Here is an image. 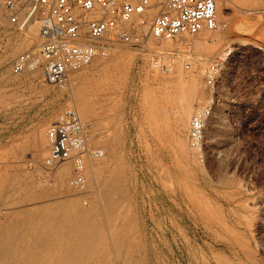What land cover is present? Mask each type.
Listing matches in <instances>:
<instances>
[{"label": "rangeland", "instance_id": "obj_1", "mask_svg": "<svg viewBox=\"0 0 264 264\" xmlns=\"http://www.w3.org/2000/svg\"><path fill=\"white\" fill-rule=\"evenodd\" d=\"M0 1L3 2V0ZM141 1L136 0V11L139 9L140 12L145 8L141 5ZM149 1L153 4L159 0ZM219 1L217 0L218 6ZM224 2V5L229 6L226 8V19L218 14L217 10L218 23L215 29L204 30L195 35H185L178 40L160 41L151 36L153 23L149 30L145 33L143 31L142 34L136 17L139 15L138 11L134 19L126 25L141 35L142 44L140 42L130 44L110 39L82 40L83 43L81 41L78 53H74L73 62H68L66 55L70 78V85L67 89L58 88L47 82L40 61L35 62L28 71L15 73L11 69L12 62L18 54L29 49L37 48L38 50L41 41L38 38L36 25H31L24 31H14L5 17L0 19V214L1 216L6 215V217L0 216V226L1 222L4 224L5 221L7 222L6 226L2 224L0 227L3 232L1 235L4 234V236L0 235V248L3 241L6 245L4 244L2 248L13 252L15 256L20 253L28 257L30 250H34L31 247L34 244L31 238L29 239V235L36 236L35 230L39 229L36 226L32 228V224L39 226L38 222L48 219L53 212L54 216H61L64 211L70 209V206L75 207L82 200L83 202L78 204L82 210L83 207L88 209L89 205L91 211L97 210L98 220L92 218L94 221L96 219L94 223L97 224L91 223L90 229H100L101 234L102 228L105 227L106 231L104 230L105 233L102 234H105V243L111 242V237H109L111 232L109 233L107 229L110 223L114 219L120 220L119 217L123 213L125 215L123 211L126 210L131 218L128 219L133 221L128 223V229H132L129 232L130 238L136 236L137 241L140 237L137 243L142 244L145 241L146 244L156 249V258L162 261V264L165 262L166 264L168 262L169 264H264V0H226ZM248 7L251 8L250 11L247 10ZM0 10L1 13H9L7 10L3 11L1 7ZM9 58L11 59L7 60ZM193 66L198 67L201 72V80H197L196 89L192 88L191 82ZM12 72L16 75H11ZM197 87L201 90L200 88L197 90ZM193 90L198 91L195 98L194 93L196 92L193 93ZM191 99H193V109H195H192V114L202 108L211 109L206 125L203 156L197 158L189 150L192 119L188 120L189 123L187 121V123H178V120L182 121L180 118L185 109L184 105L186 104L185 107H187ZM88 100L91 102L88 103ZM195 101L198 102L197 105ZM182 103L183 107L179 105ZM81 107L84 109L87 107L85 109L88 112L87 115ZM70 109H78L80 119L84 113L83 118L84 116L85 118L81 121L86 131L88 128L91 130V132L84 130L90 137V147L92 143L94 146L95 143L96 145L100 143L99 146L92 147L104 150L103 157H93L96 160L92 157L86 159L84 168L86 171L87 168L90 169H88L90 176L88 174L89 177L86 176L84 170V182L87 183L89 178L91 182V186H87V189L84 187L87 185L85 183L80 185L82 187L79 185H74V187L70 183V180L78 175L73 161L70 162L71 172L63 186L65 188L59 187L54 176L56 170L52 168L56 161H49L50 145L48 135H46L47 130L58 117ZM95 110L99 111L95 113ZM93 113H95L94 118H92ZM96 114H99L98 117ZM192 114L190 118L194 115ZM88 115L90 118L86 119ZM101 124L102 126L105 124L106 127H98ZM180 124L186 128V131H182L185 129H181V126H178ZM116 126L119 127L118 131L113 128ZM176 128L182 131V136ZM95 129L100 135L94 133ZM107 132L109 133L106 136ZM184 132L187 133L184 135ZM179 135L183 138L181 139ZM94 137L99 142L93 141ZM108 139H110L109 142ZM118 139L119 144L116 142ZM115 143L119 146L116 151L114 150ZM183 145L186 146L184 150ZM5 152H11V154L6 156ZM109 152H111L110 155ZM117 154L121 156L120 159ZM105 155L109 157L106 158ZM124 157L127 158V162L117 160V158L121 160ZM92 160H94L93 165L99 162L101 171L103 169L106 173L102 172L101 175L107 178L117 171L112 169L111 174L110 168L114 166L120 169V163H124L123 169L119 171L125 170L123 173H127L128 176L126 174L121 178V174V176L117 175L120 172H116L114 176L123 179L124 183H120L122 187L123 185L127 187H123L126 189H123L125 192L117 183L119 182L118 177V179L115 178L117 184L113 183L112 187V183L110 185V182H107L109 185L106 188L104 187L105 178H101L103 181L101 180L100 183L103 184L104 189L99 188L97 185L102 184L99 180L98 182L93 181L92 168L88 167ZM117 162L119 168L115 164ZM103 163L111 165L107 164L108 166L105 167L101 165ZM6 176L8 179H5ZM126 177L130 179L127 183L129 186L125 183L127 182ZM1 178L7 182L5 183ZM111 182H114V178ZM1 184L5 186L4 190ZM114 187L117 191L121 188V192H127L128 195L122 194L124 195L122 196L121 193H117L115 197L114 194L107 196L106 191ZM90 192L95 194H89ZM103 194L106 196L104 197ZM129 194L132 195L131 198L128 197ZM83 195L87 197L82 198ZM90 197L94 199L89 200ZM101 197L107 200L105 210L110 211L102 212L104 209L102 205L106 200L103 202ZM124 197L131 200H125L128 203L131 202L128 204L130 205L128 209H125L128 205L123 203ZM65 198H68V201ZM116 198H120L119 200L124 205L117 202ZM96 200L99 201L95 202ZM113 200L116 206L115 204L109 205L114 202ZM94 203L100 207L96 205L97 209H95ZM117 203L121 208L118 209ZM38 205H40L38 209H41L42 205L44 207L39 211ZM60 205L64 208L60 207L56 211L54 207L59 208ZM7 210L8 214L5 212ZM42 210H47V216L44 211L42 215ZM35 211L37 213L33 214ZM87 211L91 212L90 209ZM111 212L122 215L119 214L117 218V214L112 213L116 217L113 218L114 216H110ZM104 213H109L112 219L109 216L106 217ZM29 214L34 216L30 218ZM132 214H136L137 217H135L139 219L133 218ZM125 216L128 217L127 214ZM9 217L17 224L10 223L12 221ZM108 217L112 221H108ZM107 218L110 225L105 223ZM124 219L126 218L122 217L120 221ZM24 220L27 223L32 221V223L30 225L26 223V225ZM10 225L13 226L12 228L15 227L14 225L17 227L21 225L23 228L27 226L25 228L27 232L30 227L32 234H27L23 229L25 234L22 227L20 230V226L19 231L18 228L9 231ZM131 226L132 228H129ZM135 229L136 232H134ZM13 230L16 233H13ZM141 232H146L143 234H147V237L143 238ZM8 233L16 239H11ZM39 233L41 234V231ZM18 234H21L20 237L25 235L20 239ZM106 234L108 238L105 237ZM7 235L9 237H5ZM25 236L27 237L24 241L29 240L30 243H22ZM5 238H8L7 243ZM148 240L152 242V245ZM17 242L23 245L20 247L17 244L16 246ZM26 243L28 246L31 244L29 248ZM49 243L48 246L51 244L49 247L51 249L54 244ZM12 244L17 247L13 251L9 247ZM22 250L30 252L26 251L23 254ZM52 251L54 255V249L49 251V254L51 255Z\"/></svg>", "mask_w": 264, "mask_h": 264}, {"label": "built area", "instance_id": "obj_2", "mask_svg": "<svg viewBox=\"0 0 264 264\" xmlns=\"http://www.w3.org/2000/svg\"><path fill=\"white\" fill-rule=\"evenodd\" d=\"M136 0H3L1 8L10 28L24 31L36 25L39 49H29L18 54L12 67L23 72L40 61L47 82L67 89L70 78L66 64L68 52L78 53L82 40L123 41L138 43L137 32L128 28L136 13ZM145 7L152 6L142 0ZM151 36L160 40H178L185 35H195L202 30L217 27V0H165L156 3ZM210 108L195 112L191 120L189 150L202 157L205 145L206 125ZM49 161L71 160L76 164L78 175L70 180L73 185L84 183V167L87 158L101 157L103 151L90 148V137L85 133L80 116L75 109L62 114L47 130Z\"/></svg>", "mask_w": 264, "mask_h": 264}, {"label": "bare ground", "instance_id": "obj_3", "mask_svg": "<svg viewBox=\"0 0 264 264\" xmlns=\"http://www.w3.org/2000/svg\"><path fill=\"white\" fill-rule=\"evenodd\" d=\"M162 1H165V0H162ZM224 1H226V0H220L219 1V6H218V2H217V10H218V14H220L224 19H226L225 18V15H226V8H227V6L226 5H224ZM2 1H0V3H1ZM136 2V1H135ZM157 2H160V0L159 1H157ZM157 2H154V4L152 5V6H150V7H145L144 9H141L140 10V12L138 11V13H139V15H138V13L136 14V15H138V16H136L137 17V21H138V25H139V30H140V32L143 34V31H144V33L145 32H147L148 30H149V28H150V26L152 25V23H153V21H154V18H155V16H156V14L158 13V5L157 4H155V3H157ZM2 4V3H1ZM136 4V3H135ZM227 4V3H226ZM142 6H143V4H141ZM137 6V5H136ZM142 6H140V7H142ZM139 7V6H138ZM229 7V6H228ZM143 8V7H142ZM247 10L248 11H250L251 10V8L250 7H248L247 8ZM136 11V12H137ZM5 14V13H4ZM4 14L3 13H1V10H0V19H3L4 18ZM217 14V15H218ZM135 17V16H134ZM221 17V18H222ZM222 18V19H223ZM134 19V18H133ZM136 21V22H137ZM126 26H128V25H126ZM202 31H204V30H202ZM201 31V32H202ZM199 34V33H198ZM140 35V34H139ZM140 37H141V35H140ZM142 39V38H141ZM158 40V39H157ZM142 41V40H141ZM141 41H139L140 43H141ZM120 42H123V41H120ZM82 43H83V41H82ZM81 43V44H82ZM131 44V43H130ZM142 44V43H141ZM19 47H17V49H18ZM19 49H21V48H19ZM35 49V48H34ZM37 49V48H36ZM15 50V49H14ZM16 51V50H15ZM15 51H13V53L15 52ZM18 52V51H17ZM12 52H11V54H13ZM16 53V52H15ZM14 55V54H13ZM12 55V56H13ZM67 56H68V62H73V60L75 59V57H73L74 56V53H72V52H68V54H67ZM9 57V56H8ZM7 58V57H6ZM4 59V58H3ZM11 58H9V59H7V60H10ZM6 61V60H5ZM4 61V62H5ZM6 64V63H5ZM4 64V65H5ZM9 65V64H8ZM11 65V64H10ZM12 66V65H11ZM33 66V65H32ZM6 67V66H5ZM41 68H42V66H40ZM39 67V68H40ZM7 68H8V66H7ZM11 69H13V67L11 68ZM29 69V68H28ZM28 69H27V71H28ZM36 69H37V67H36ZM42 70V69H41ZM26 71V72H27ZM192 71V73H191V76H192V80H191V82H192V88H195L196 86H197V80L198 79H200L201 80V72H200V70L198 69V67L197 68H194V66H193V69L191 70ZM35 72V71H34ZM38 72H40V71H38ZM45 72V71H44ZM16 73V72H15ZM18 73V72H17ZM77 73V72H76ZM11 75H16V74H13V72H12V74ZM34 75H35V73H34ZM41 75V74H40ZM16 77V76H15ZM73 78V77H72ZM6 79H8V78H6ZM72 80V79H71ZM79 80V79H78ZM73 81V80H72ZM77 81V80H76ZM80 81V80H79ZM78 83V82H77ZM201 84V83H200ZM200 84H199V86H200ZM81 86V85H80ZM201 87V86H200ZM199 87V88H200ZM113 88V87H112ZM199 88L197 87V90H199ZM202 88V87H201ZM201 88H200V90H201ZM196 89V88H195ZM194 89V90H195ZM102 90V89H101ZM105 90H109V89H105ZM193 90V93L194 92H196V91H194ZM100 93H101V91H99ZM198 92V91H197ZM194 93V98H195V94H198V93ZM200 92V91H199ZM202 92V91H201ZM97 92L95 91V94H96ZM94 94V93H93ZM92 94V95H93ZM99 94V93H98ZM203 94H205L206 95V93H204L203 92ZM96 96H98L97 94H96ZM193 96V94L191 95V97ZM196 96H198V95H196ZM201 97H203V95H200ZM102 97H103V95H102ZM108 97V96H107ZM111 97V96H110ZM182 97V96H181ZM190 97V98H191ZM205 97V96H204ZM203 97V98H204ZM92 98V97H91ZM94 99L95 98H97V97H93ZM106 98V97H105ZM97 99H99V98H97ZM85 100V99H84ZM182 100V99H181ZM180 100V101H181ZM200 101V100H199ZM89 102H91V101H89L88 100V103ZM189 102V101H188ZM196 102V101H195ZM80 103H81V101H80ZM79 103V104H80ZM87 103V102H86ZM119 103V102H118ZM193 99H191V102H189L188 103V105H187V107H185L186 106V104L184 105V112L182 113V116H181V118H180V116H179V118H180V120H182V121H179L178 120V123L180 122V123H183V122H188V120H190V119H192V118H190L191 117V114H192V109H193ZM197 103L198 102H196V105H197ZM79 104H78V106H79ZM95 104V103H94ZM93 104V106H95ZM120 104V103H119ZM83 105V104H82ZM85 105V104H84ZM88 105V104H87ZM98 105V104H97ZM179 105H182V107H183V103L182 104H179ZM81 106V105H80ZM100 107V106H99ZM178 107V106H177ZM195 107V106H194ZM82 108V107H81ZM80 108V109H81ZM97 108V107H96ZM181 108V107H180ZM62 109V108H61ZM84 108H82V110H83ZM85 109H87V107L85 108ZM84 109V110H85ZM177 109V108H176ZM175 109V110H176ZM197 109V108H196ZM62 110H64V109H62ZM88 110H89V106H88ZM87 110V111H88ZM97 110V109H96ZM95 110V113L96 112H98V111H96ZM120 110H121V107H120ZM120 110H117V112L118 111H120ZM178 110V109H177ZM182 110V109H181ZM193 110H195V109H193ZM200 110V109H199ZM77 111H78V109H77ZM81 111V110H80ZM92 111V110H91ZM90 111V112H91ZM122 111V110H121ZM120 111V112H121ZM198 110H196V112H197ZM85 112H86V110H85ZM89 112V114H91ZM116 112V113H117ZM179 112V111H178ZM194 112V111H193ZM81 113V112H80ZM87 113L88 112H86L85 114L87 115ZM95 113H93L92 114V118H94L93 116H95L94 114ZM176 113V112H175ZM83 114L84 113H82V115H81V120H83L84 118H85V116H84V118H83ZM193 114H195V112L193 113ZM192 114V115H193ZM60 115V114H59ZM97 115V114H96ZM99 115V114H98ZM98 115H97V117H98ZM56 116V115H55ZM178 116V115H177ZM193 117V116H192ZM83 118V119H82ZM87 118H90V116L88 115L87 117H86V119ZM178 118V119H179ZM57 119H59V117L57 118ZM57 119H56V121H57ZM94 120V119H93ZM92 120V121H93ZM98 120L99 121H101L99 118H98ZM53 121V120H52ZM176 121V120H175ZM83 122V121H82ZM87 122V121H86ZM85 122V123H86ZM186 122V123H187ZM92 123V124H91ZM186 123H184L185 125V127H187V125H186ZM189 123V122H188ZM191 123V122H190ZM87 124V123H86ZM85 124V125H86ZM90 124L91 125H94V123L93 122H90ZM96 124H98V123H96ZM108 124V123H107ZM105 127H106V125L105 124H103ZM87 126V125H86ZM104 126H102V124L101 125H99L98 127H104ZM176 126V125H175ZM178 126H181V129H185V130H182V131H186V128L185 127H183V125H178ZM49 127V126H48ZM95 127H96V125H95ZM174 127V126H173ZM177 127V126H176ZM87 128V127H86ZM114 129L116 128V130L119 128H117V126L116 127H113ZM175 128V127H174ZM180 128V127H179ZM179 128H176V129H178L177 130V132H179V133H181V136H182V131L179 129ZM90 129H92V128H90ZM98 129V128H97ZM100 130H101V128H99ZM103 129V128H102ZM108 129V128H107ZM187 129H189V128H187ZM85 130V129H84ZM89 130V128L87 129V131ZM105 130H106V128H105ZM119 130V129H118ZM117 130V131H118ZM86 131V130H85ZM86 131V132H87ZM90 132H91V130H89ZM93 131V130H92ZM94 131H96V132H94ZM93 132L94 133H97V130L95 129ZM176 131V130H175ZM189 132H190V130H188ZM187 131V132H188ZM89 132V133H90ZM105 132V131H104ZM109 132H110V130H109ZM109 132H107L106 133V136H107V134L109 133ZM170 132V131H169ZM177 132H176V134H177ZM187 132H184L183 134L185 135V133H187ZM94 133H92L93 135H95ZM115 133V132H114ZM117 133H119V132H117ZM98 134V133H97ZM116 134V133H115ZM170 134H172L171 132H170ZM47 135V134H46ZM45 135V136H46ZM88 135V134H87ZM90 135H91V133H90ZM98 135H100V134H98ZM110 135H111V133H110ZM164 135V134H163ZM162 135V136H163ZM173 135V134H172ZM178 135V134H177ZM96 136V135H95ZM111 136H114V135H111ZM166 136V135H165ZM170 136V135H169ZM180 136V135H179ZM180 136V137H181ZM93 137V136H92ZM110 136H108V138H109ZM168 137V136H167ZM185 137V136H184ZM47 138H48V136H47ZM113 138V137H112ZM164 138V137H163ZM170 138H171V136H170ZM183 137H181V139H182ZM187 138V137H186ZM103 139V138H102ZM106 139V138H105ZM122 139V138H121ZM96 139H95V137H94V140L93 141H95ZM100 140V139H99ZM109 140L110 139H108V142H109ZM171 140V139H170ZM174 140H176L175 139V137H174ZM91 141H92V138H91ZM92 141V142H93ZM98 140H96V142H97ZM106 141H107V139H106ZM113 141V140H112ZM116 141V140H115ZM115 141H113V142H115ZM181 141H185V140H181ZM99 142V141H98ZM100 142H102V140L100 141ZM117 142V144H119V139H118V141H116ZM179 143H181V142H179ZM184 144H185V142H183ZM90 144V143H89ZM100 144V143H99ZM99 144L97 143V145L99 146ZM103 144V143H102ZM113 144V143H112ZM111 144V145H112ZM116 144V143H115ZM115 145V151H116V148H117V146L118 145ZM97 145H96V143H95V146L93 145V143H92V146H94V147H97ZM179 145V144H178ZM181 145H182V143H181ZM180 145V146H181ZM187 145V144H186ZM90 147L89 149L91 150V148H94V147ZM110 146V145H109ZM188 146V145H187ZM112 147V146H111ZM119 147V146H118ZM121 147V146H120ZM186 146L185 145H183V150H184V148H185ZM114 148V147H113ZM188 148V147H187ZM109 149H110V147H109ZM119 150L118 151H120V148H118ZM123 149V148H122ZM186 149V148H185ZM104 151V150H103ZM108 151H110V150H108ZM107 151V152H108ZM9 152V151H8ZM6 153L5 152V154H6V156L8 155V154H11V152L10 153ZM187 152V151H186ZM13 153V152H12ZM110 153L111 152H109V155H110ZM113 153H115L114 151H113ZM121 153H123V152H121ZM105 154V153H104ZM108 154V153H107ZM106 154V155H107ZM118 154H120V153H118ZM118 154H117V156H118ZM124 154V153H123ZM189 154V153H188ZM106 155H105V157H106ZM121 155V154H120ZM118 156V158L119 157H121V156ZM125 156H126V154H124ZM123 155V156H124ZM85 156H87V154H85ZM114 156H116V154H114ZM101 157H103V156H101ZM109 157V156H108ZM108 157H106V158H108ZM112 157V156H111ZM128 157V156H127ZM198 156H196L195 158H197ZM93 158V157H92ZM106 158H105V160H106ZM117 158V160L118 161H120V162H123V161H125V162H127L126 161V159H125V157L122 159L121 158V160H119ZM86 159H89V158H87L86 157ZM94 159V158H93ZM104 159V158H103ZM112 159V158H111ZM110 159V160H111ZM114 159V158H113ZM125 159V160H124ZM18 160V159H17ZM94 160H96V159H94ZM94 160H92V161H90V164H88L89 166L88 167H90V168H92V178L94 179L93 181H97L98 182V180H99V183L100 182H102L103 180L101 179V178H105L104 179V181H105V183H104V187L106 188V187H108V183L110 182V185H111V183H112V187H113V183H116L117 181H116V179L115 178H117L118 176H121V178L122 177H125V175L127 174V173H123L125 170H123V171H119V170H121V168L122 167H124L123 165H124V163H120V169H116V168H114V166L112 167V168H110L111 170H110V172L111 171H113L112 169H114V171L115 170H117L116 172H120L119 174H117L118 176L117 177H115L114 176V174L116 173V172H114V174H112L113 172H111V174L113 175H111L112 176V178H111V176L109 177V178H111L112 180H113V178H114V182H111L112 180L110 179L109 180V178H107V177H105V175L103 176V175H101V173L103 172V169H102V171H101V168H100V166H99V162H97V163H95V165H93L94 163H93V161ZM98 160H99V158H98ZM123 160V161H122ZM107 161H108V159H107ZM106 161V162H107ZM69 162V163H68ZM70 162H72L71 160H67V159H60V160H57L55 163H54V166L52 167L53 168V170H56V174L54 175L56 178V184L59 186V187H63L64 186V184H65V182H66V179H67V176L70 174V172H71V166L72 165H70ZM105 162V161H104ZM112 162V161H111ZM114 162V161H113ZM22 163V162H21ZM102 163V162H101ZM108 164V163H107ZM106 163H103V164H101L102 166L103 165H105V167H106V165H107ZM110 164V163H109ZM108 164V165H109ZM116 164V166H118V168H119V163L117 162V163H115ZM114 164V165H115ZM19 165V164H18ZM50 165V164H49ZM76 165V164H75ZM74 165V166H75ZM107 165V166H108ZM111 165V164H110ZM125 165H127V164H125ZM52 166V165H51ZM101 166V167H102ZM88 169L89 168H87V171H86V176H88L89 174H90V172L88 171ZM104 169H107V168H104ZM109 169V168H108ZM123 169V168H122ZM90 170V169H89ZM106 171V170H105ZM52 172V171H51ZM88 172H89V174H88ZM128 172V171H127ZM131 172V171H130ZM47 173V172H46ZM104 174H106L105 172H103ZM123 173V174H122ZM18 174V173H17ZM88 174V175H87ZM108 174V173H107ZM121 174V175H120ZM131 174V173H130ZM53 175V174H52ZM124 175V176H123ZM5 176V175H4ZM8 176V175H7ZM5 177V179L7 178L8 179V177ZM85 176V175H84ZM90 176V175H89ZM88 176V177H89ZM102 176V177H101ZM126 176H128V174L126 175ZM2 177V176H1ZM17 177V176H16ZM99 177H100V179H99ZM4 178V177H3ZM25 178V177H24ZM54 178V177H53ZM106 178L108 179V180H106ZM119 178V177H118ZM117 178V179H118ZM11 179H13V178H11ZM18 179H19V177H18ZM85 179V178H84ZM1 180H3L2 178H1ZM20 180V179H19ZM87 180V179H86ZM89 180H90V178H89ZM89 180H87L88 182L87 183H85V184H87L86 186H84V187H86V189L88 188L87 186H91V182H89ZM102 180V181H101ZM121 180V181H120ZM123 179H120L119 178V182H117V183H119V185H120V187L122 188V190L124 189V190H126L125 188H127L125 185H123V187L125 186V188H123L122 187V185H121V183L120 182H123L122 181ZM126 180H127V182L125 181V183H126V185H128L129 186V184H127L128 183V181L130 180V179H128L127 177H126ZM4 181V180H3ZM6 181V180H5ZM4 181V182H5ZM17 181V180H16ZM116 181V182H115ZM7 182V181H6ZM5 182V183H6ZM19 182V181H18ZM21 182V181H20ZM108 182V183H107ZM1 183V182H0ZM25 183V182H24ZM88 183H90L89 185H88ZM116 183V184H117ZM124 183V182H123ZM18 184V183H17ZM100 184H102V183H100ZM106 184V185H105ZM2 185V188L3 187H5V186H3V184H1ZM20 185V184H19ZM25 185H27V183L25 184ZM32 185V184H31ZM83 185V184H82ZM115 185V184H114ZM118 185V186H119ZM132 185V184H131ZM74 186V185H73ZM76 186V185H75ZM74 186V187H75ZM80 186V185H79ZM93 186H96V185H93ZM99 188L101 187V189H104L102 186H103V184L102 185H97ZM12 187V186H11ZM10 187V188H11ZM54 187H55V185H54ZM80 187H82V186H80ZM79 187V188H80ZM119 187V188H120ZM131 187H133V186H131ZM20 188V187H19ZM63 188H65V187H63ZM99 188H97V189H99ZM118 188V189H119ZM121 188H120V191L118 190L117 191V189H116V187H114V189H110V191H106V189L104 190V191H106L107 193V196H111V195H113L114 194V197H115V194H117V193H121V195L122 194H127L128 195V193L126 192V193H122L121 192ZM7 189H8V187H7ZM29 189V188H28ZM31 189V188H30ZM85 189V190H86ZM93 189V188H92ZM128 189H129V187H128ZM127 189V191L129 192V190ZM3 190H4V188H3ZM32 190V189H31ZM80 190V189H79ZM82 190H84L83 188H82ZM132 190V189H131ZM130 190V191H131ZM8 191V190H7ZM89 191V190H88ZM99 191V190H98ZM103 191V190H102ZM26 192H27V190H26ZM78 192H80V191H78ZM81 192H83V191H81ZM80 192V193H81ZM132 192V191H131ZM32 193V192H31ZM76 193H77V191H76ZM92 192H90L89 194H91ZM97 193V192H96ZM102 193H104V192H102ZM93 194V193H92ZM95 194V193H94ZM93 194V195H94ZM132 195H133V193H131ZM131 194H129V196L128 197H130L131 198ZM8 195V194H7ZM28 195V194H27ZM30 195V194H29ZM33 195H35L34 193H33ZM88 195V194H87ZM98 195V194H97ZM96 195V196H97ZM120 195V194H119ZM124 195H122V196H124ZM84 196V195H83ZM89 196V195H88ZM94 196L95 197V199H97V197H98V199H99V196ZM103 196L105 197L106 195L105 194H103ZM28 197V196H27ZM34 197V196H33ZM32 197V198H33ZM87 196H84V197H82V198H86ZM93 197V196H92ZM92 197H90V198H88L89 200H91V198ZM24 198H26V197H24ZM30 198V197H29ZM28 198V199H29ZM107 198H110V197H107ZM125 198H127V197H124V199H123V203H126L125 205H128V204H130V203H128V202H126L125 200H128L129 198H127V199H125ZM58 199V198H57ZM66 199V198H65ZM76 199V198H75ZM92 199H94V198H92ZM111 199H112V197H111ZM111 199H110V201H111ZM117 199V198H116ZM120 198H118L116 201L117 202H120L121 203V200H122V197H121V200H119ZM31 200V199H30ZM67 201H68V198L66 199ZM101 200L103 201H105L106 199H103L102 197H101ZM100 200V201H101ZM115 200V199H114ZM113 200V201H114ZM119 200V201H118ZM130 200V199H129ZM128 200V201H129ZM135 200V199H134ZM60 201V200H59ZM67 201H66V203H67ZM82 200H80L79 202L80 203H77L76 205H75V207L74 206H70V209H68L67 211H64L63 212V214H61V216H59V215H55L54 216V212L52 213V211H50V213H52L53 215H48V216H50L48 219H42V218H39V219H42V220H40V222H38L39 223V226H37V225H34V224H32L33 226H32V228L34 227V226H36L37 228L39 227V229H37V230H35V234H37L36 236H34V234L33 235H29V239L31 238V241H32V243L34 244L33 246H31L34 250V254H33V251L32 250H30L28 253L30 254V255H28L27 254V256L28 257H25L26 256V254H25V256L23 255L22 256V254H20L19 253V255H18V253H17V255L18 256H15V255H13L11 252H9L7 249H4V248H2V247H4L5 245L3 244V241L1 242V244H2V247L0 248V264H162L159 260H157L158 258H156V249H154L152 246H150V245H148V244H146V242L145 241H141L140 240V242H142V244H139V243H137V241L139 240V238L140 237H138V240L136 241L135 240V237L136 236H134L132 239L130 238V236H129V232H130V230H132V229H128V223H130L129 221H131V220H129V219H131V218H129L130 217V215H128V212L125 210V211H123V212H125V215L127 214V216L128 217H126L125 215H124V213L121 211V210H117V211H121L122 213H123V215L121 214V213H119V214H121L120 216L121 217H119L120 218V220L122 219V217L123 218H126V219H124V221H120V220H117V219H114V221H112L111 219V217L110 216H114L115 214H117V213H115V212H111V215L109 216L107 213H104V215L106 214V217L107 216H109L108 218H109V220H108V218L106 219V222L105 223H109V222H107V220L108 221H112L110 224H108V225H110V227H108L107 229H109V233L111 232V234H109L108 232V234H109V237H111L110 239H111V242H109V241H107L106 243H105V238H104V235H102L103 233H105L104 232V230H105V227H104V229L102 228V230L103 231H101V234H100V229H98V230H94L92 227V229L94 230H92V229H90V224L91 223H94V222H96V219L98 218V215L96 214V212H97V210H95V209H97V207H95L96 205H98V204H100V202L98 203V204H95L94 203V206L93 207H95V209L93 208V210H95V211H91L92 209L90 208V205H89V207H87L88 209H90V211L91 212H89V211H87L88 209H86L85 207H83L84 209H86V210H82L80 207H79V205L78 204H81L82 202H81ZM94 201V200H93ZM99 200H96L95 202H98ZM101 201V202H102ZM103 201V202H104ZM125 201V202H124ZM131 201V200H130ZM57 202V201H56ZM70 203L71 202H73V201H69ZM107 200L103 203L104 205H102L103 206V210H102V208H100L101 210H102V212L105 210V205H107ZM112 202V201H111ZM135 202V201H134ZM64 203H65V201H64ZM75 203V202H74ZM108 203H109V201H108ZM116 202L114 201L113 203H109V205H113V204H115ZM123 203H121V205L123 204ZM52 204V203H51ZM84 204V203H83ZM118 204V203H117ZM135 204V203H134ZM137 204V203H136ZM35 205V204H34ZM108 205V206H109ZM124 205V204H123ZM67 206H69L68 204H67ZM66 205H65V207H67ZM81 206H83V205H81ZM99 206V205H98ZM114 206H116V204L114 205ZM120 206V204H118V209L119 208H121V206ZM132 206V205H131ZM136 206V205H135ZM29 207V206H28ZM35 207V206H34ZM34 207H33V209H34ZM42 207H44L43 205L41 206V209H42ZM60 207H63L64 208V206H62V205H60L59 206V208L57 207H54L55 209H56V211L58 210V209H60ZM79 207V208H78ZM100 207V206H99ZM124 207V206H123ZM38 208H40V205H38V207H37V209ZM50 208V207H49ZM69 208V207H68ZM125 208V207H124ZM128 208H130V205H128V207L126 206V208L125 209H128ZM25 209H27V208H25ZM25 209H23V210H25ZM31 209V208H30ZM32 209V210H33ZM41 209H38L39 211L41 210ZM45 209H47V208H45ZM44 209V210H45ZM115 209H117L116 207H115ZM114 209V210H115ZM136 209V208H135ZM28 210V209H27ZM26 210V211H27ZM35 210V209H34ZM44 210H42L41 211V213L44 211ZM101 210H98V211H101ZM109 210V209H108ZM108 210L106 209L104 212H108ZM17 211V210H16ZM25 211V212H26ZM47 211V210H46ZM46 211H44V213L46 214ZM49 211V210H48ZM110 211V210H109ZM129 211V210H128ZM6 212V214H8V210L7 211H5ZM19 212V211H18ZM17 212V213H18ZM30 212H32L31 210H30ZM95 212V213H94ZM101 212V213H102ZM130 212V211H129ZM15 213V212H14ZM28 213V212H27ZM26 213V214H27ZM35 213H37L36 211L35 212H33V214H35ZM55 213H57V212H55ZM58 213H59V211H58ZM94 213V214H93ZM100 213V212H99ZM112 213H115V214H112ZM131 213H132V210H131ZM16 214V213H15ZM19 214V213H18ZM17 214V215H18ZM32 214V215H33ZM119 214H117L116 215V217L118 218V216H119ZM3 215V214H2ZM21 215V214H20ZM28 215V214H27ZM30 215V214H29ZM32 215H30V218H31V216ZM41 215V214H40ZM40 215H38V216H40ZM42 215H43V213H42ZM94 215V216H93ZM133 215V214H132ZM0 216H1V214H0ZM4 216V215H3ZM3 216H1V217H3ZM34 216V215H33ZM32 216V217H33ZM36 217H37V215H35ZM46 216H47V214H46ZM97 216V217H96ZM134 217L133 218H136L137 216H136V214H134L133 215ZM136 216V217H135ZM4 217H6V215L4 216ZM23 217V216H22ZM22 217H21V219H22ZM96 218L95 219V221L92 219V218ZM105 217V218H106ZM115 216L113 217V218H116ZM13 218V217H12ZM17 218H19V216L17 217ZM28 217H26V219H27ZM35 218V217H34ZM33 218V221L35 220ZM44 218H45V215H44ZM129 218V219H128ZM1 219V218H0ZM14 219V218H13ZM20 219V220H21ZM29 219V218H28ZM37 219V218H36ZM136 219H139V218H136ZM135 219V220H136ZM9 220H11L10 219V217H9ZM32 220V219H31ZM98 220V219H97ZM116 220V221H115ZM3 221H4V219H3ZM7 221H8V219H7ZM12 221V220H11ZM14 221V220H13ZM10 222V223H13V224H17V222L15 223V222ZM93 221V222H92ZM99 221H100V219H99ZM98 221V222H99ZM119 221V222H118ZM9 222V221H8ZM21 222V221H20ZM24 222V224H26L27 222H25V220L23 221ZM104 222V221H103ZM131 222H133V221H131ZM137 222H139L138 220H137ZM136 221H135V223H137ZM9 223V224H10ZM31 223H32V221H31ZM31 223H27L28 225H30ZM35 223V222H34ZM99 223H101V225H103L102 224V222H99ZM98 223V224H99ZM134 223V224H135ZM144 222H142V224H143ZM2 224H4V223H2L1 222V226H2ZM5 224H7V222L5 221ZM4 224V225H5ZM26 224V225H27ZM36 224V223H35ZM95 224V223H94ZM97 224V223H96ZM95 224V225H96ZM94 225V226H95ZM100 225V224H99ZM136 225V224H135ZM144 225V224H143ZM0 226V227H1ZM6 226V225H5ZM5 226H3L4 228H6ZM8 226V225H7ZM15 227L14 228H18L19 226V228H20V230H21V225H18V227H17V225H14ZM24 226V225H23ZM138 226H140L139 225V223H138ZM10 227V230L9 231H11L12 229H14V228H12L11 227V225L9 226ZM25 227V226H24ZM27 227V226H26ZM25 227V228H26ZM107 227V226H106ZM141 227H142V225H141ZM19 228H18V231H19ZM25 228H23L22 227V231H23V229H25ZM29 229H28V232H27V230H26V233L28 234H30L31 233V230H30V227H28ZM129 228H132V226L131 227H129ZM133 228H134V226H133ZM35 229V228H34ZM34 229H32V231L34 230ZM143 229V228H142ZM17 230V229H16ZM29 230H30V232H29ZM138 230V229H137ZM3 231H4V229H3ZM8 231V232H9ZM15 230H13L12 232L13 233H16V231L14 232ZM41 231V234L39 233V232ZM106 231V230H105ZM141 231V230H140ZM145 231V230H144ZM5 232V231H4ZM12 232H10V233H12ZM24 232V231H23ZM34 232V231H33ZM38 232V233H37ZM133 232V231H132ZM131 232V233H132ZM134 232H136V229H135V231ZM3 232H1V230H0V235L2 234ZM18 233H22V232H18ZM25 233V232H24ZM25 233V234H26ZM138 233V232H137ZM142 233V232H141ZM144 234L146 233V232H143ZM142 233V234H143ZM6 234H7V231H6ZM25 234H23V236L25 235ZM32 234V233H31ZM39 234H40V236H39ZM139 234V233H138ZM142 234H141V236H142ZM143 234V238H145V237H147L146 235H144ZM8 235H9V233H8ZM5 236V237H9V236H11L12 237V235H9V236ZM19 235V237H20V235L21 234H18ZM102 235V236H101ZM111 235V236H110ZM1 236H4V234L3 235H1ZM0 236V237H1ZM17 236V235H16ZM22 236V237H23ZM108 235L106 234V238H108L107 237ZM137 236H140V235H137ZM22 237H20V239H22ZM27 236H25L24 237V239H23V241H22V243L24 242H29V240H28V238L26 239V240H28V241H24L25 240V238H26ZM18 238V237H17ZM99 238V239H98ZM103 238V239H102ZM142 238V237H141ZM175 238V237H174ZM2 239V238H1ZM7 239L8 238H5V240H6V243H7ZM11 239H16V237L14 238V236L11 238ZM100 239H102V240H100ZM109 239V240H110ZM176 239V238H175ZM10 240V239H9ZM18 240V242H19V238L17 239ZM16 240V241H17ZM145 240V239H144ZM10 241H12V240H10ZM15 240H13V242H14ZM30 241V242H31ZM100 241H102V243L100 242ZM104 241V242H103ZM148 241H150V240H148ZM5 242V241H4ZM12 242V243H13ZM16 243V246H17V244H19V243ZM29 242V243H30ZM53 243L54 245L52 246V248L54 249V255H52V253H53V251L52 252H50L51 253V255L49 254V251H51V250H53L52 248L51 249H49V247H51V244L50 243ZM151 242V241H150ZM21 243V242H20ZM21 243V245H23ZM26 243V244H27ZM48 243L50 244L49 246H48ZM145 243V244H144ZM8 244H10V243H8ZM13 244H15V243H13ZM13 244L11 245V246H9V247H11V249H12V251L14 250V248L16 247L15 245L13 246ZM58 244V245H57ZM150 244V243H149ZM4 245V246H3ZM21 245L19 244L18 246H20L21 247ZM31 245V244H30ZM30 245L28 246V244H27V246H28V248L30 247ZM151 245H152V242H151ZM26 246V247H27ZM7 248H8V246H6ZM13 247V248H12ZM19 247V248H20ZM17 248V247H16ZM10 249V248H9ZM21 249V248H20ZM49 249V250H48ZM166 249V248H165ZM16 250V249H15ZM19 250V249H18ZM17 250V252H19ZM24 250V249H23ZM22 250V251H23ZM11 251V250H10ZM22 251H21V253H22ZM26 251H23V254L24 253H26ZM48 252V253H47ZM10 253H11V255H10ZM16 253V252H15ZM158 253V252H157ZM33 254V256H31ZM47 254V255H46ZM162 255H163V253H162ZM22 256V257H21ZM29 256H31V257H29ZM159 256V255H158ZM160 257V256H159ZM161 258H163V257H161ZM161 258H159L160 260H161ZM166 259H167V257H165ZM168 260V259H167ZM164 261H165V259H164ZM164 261H163V263H164ZM164 264H166V262L164 263ZM168 264H169V262H168Z\"/></svg>", "mask_w": 264, "mask_h": 264}]
</instances>
